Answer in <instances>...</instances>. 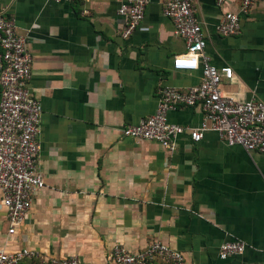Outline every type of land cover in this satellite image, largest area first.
Segmentation results:
<instances>
[{"label":"crops","instance_id":"0c3cea01","mask_svg":"<svg viewBox=\"0 0 264 264\" xmlns=\"http://www.w3.org/2000/svg\"><path fill=\"white\" fill-rule=\"evenodd\" d=\"M193 2L205 53L233 72L221 90L264 102V4L241 17L238 36L223 37L215 26L238 12L240 0ZM119 5L0 0L33 56L29 88L42 107L37 169L45 182L12 235L0 193V249L111 264L114 245L138 252L158 240L187 264H264V155L227 146L213 132L198 143L180 135L173 153L122 137L125 126L154 114L160 88L186 91L199 84L201 70L178 63L186 46L163 14L164 0H150L126 40ZM202 119L199 107L168 114L183 128ZM228 241L246 249L222 261L219 247Z\"/></svg>","mask_w":264,"mask_h":264},{"label":"built area","instance_id":"2783aa9c","mask_svg":"<svg viewBox=\"0 0 264 264\" xmlns=\"http://www.w3.org/2000/svg\"><path fill=\"white\" fill-rule=\"evenodd\" d=\"M64 3L70 0H48ZM118 15L125 20L122 39H128L139 27L150 0H116ZM221 7L226 0H215ZM264 0H240L237 13L227 12L215 26L217 34L234 37L241 33V17ZM193 0H164L163 14L171 20L174 36L184 41L186 52L177 61L188 69H200L198 85L184 91L172 87L158 90L154 114L137 125L121 130L123 138L157 143L169 153L177 148V138L186 133L198 143L207 132L215 133L227 146H239L248 153L264 155V102L256 99L240 101L221 90L222 80H232V69L217 68L205 53L206 38L196 16ZM33 56L25 37L17 34L13 19L0 8V193L2 207L14 234L27 218L35 193L45 188L37 169L42 107L29 88ZM199 107L203 119L197 128H183L168 120L169 112L179 108ZM240 241L224 242L219 247L222 261L244 253ZM38 260L47 264H88L77 256L46 258L41 253L20 249L8 253L0 249V264H20ZM187 264L183 254L154 240L138 252L116 244L111 248V264Z\"/></svg>","mask_w":264,"mask_h":264},{"label":"trees","instance_id":"16d2710c","mask_svg":"<svg viewBox=\"0 0 264 264\" xmlns=\"http://www.w3.org/2000/svg\"><path fill=\"white\" fill-rule=\"evenodd\" d=\"M20 264H47V263H41L38 260H25L22 261Z\"/></svg>","mask_w":264,"mask_h":264}]
</instances>
